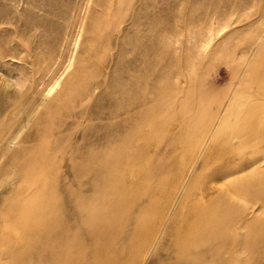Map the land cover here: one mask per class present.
I'll use <instances>...</instances> for the list:
<instances>
[{
	"label": "rangeland",
	"instance_id": "1",
	"mask_svg": "<svg viewBox=\"0 0 264 264\" xmlns=\"http://www.w3.org/2000/svg\"><path fill=\"white\" fill-rule=\"evenodd\" d=\"M257 43L230 114L212 138L205 180L231 167L221 163L227 144L244 151L235 138L261 126L248 122L264 112L248 107L264 104V0H0V245L8 249L0 264H33L32 239L18 232L24 226L38 238L67 209L75 216L118 201L131 220L111 239L118 248L107 260H133L121 245L135 246L153 222L160 228L183 159L192 157L210 113ZM117 110H130V118H85ZM126 128L141 137L121 145L115 135ZM121 146L132 151L130 164L91 202L97 178L80 169L96 162L95 150L112 148L115 156ZM257 149L238 162L262 158L264 146ZM263 179L237 197L248 212L239 228V264H264ZM217 186L231 188L228 179ZM205 190L191 184L162 239H176L187 206L203 205ZM231 225L213 226L229 240L219 250L226 261L215 264H234Z\"/></svg>",
	"mask_w": 264,
	"mask_h": 264
},
{
	"label": "bare ground",
	"instance_id": "2",
	"mask_svg": "<svg viewBox=\"0 0 264 264\" xmlns=\"http://www.w3.org/2000/svg\"><path fill=\"white\" fill-rule=\"evenodd\" d=\"M262 39L263 37H260L258 43ZM258 43L252 47L247 59L237 67L229 95L220 102L216 110L210 113L207 121L209 128H207L208 130L200 142H197L198 147L192 157L190 155L183 159L176 179L171 184L175 193L165 199L169 206H164L167 216L162 222L160 221V228L153 222L150 230L143 236L142 240L136 242L135 246L124 247L121 245L120 249H122L123 254L126 251L130 252V255L134 256L133 260L124 262L121 255L120 258L111 257L107 260L106 254L110 253L111 249L118 248V246H114L111 239L118 233L124 232L123 225L131 220V211L127 214L124 209L128 206H123L121 201L112 202L111 206H89L88 210H86L87 208L82 209L75 216L72 215L71 210L67 209L64 218L60 219V223L50 219L46 223L47 226H44L45 229H41L43 232L38 238L31 237V232L26 231L28 226H24L23 229L16 227L17 230L22 229L18 231L21 235L32 239L31 246L36 249L29 255L28 260L33 264H200L205 261L206 264H215V260L218 258L226 261V255L224 256L219 250L224 249L229 240L221 233L217 235L213 226L230 221L232 225L229 237L232 243L228 251L234 264H239L240 246L242 244L239 228L243 220L247 219L248 212L246 207L238 204L237 197L248 196L246 195L247 190L258 188V182L263 179L261 176L264 177V156L253 160L247 159L244 163L238 161L243 160L247 151L258 150L259 145L260 148L264 146V115L252 118L248 122L249 125L261 124L258 129L246 131L245 134L242 133L235 138L237 139L236 144L241 146L244 151L229 147L227 144L228 149L224 152L221 163L229 164L231 167L224 168L223 165L218 170V175L210 176L206 180L203 169L215 151L211 150L210 145L214 133L219 127L224 126L225 118L230 114L233 95L240 85ZM209 44L210 38L202 44V51L208 48ZM248 109L264 112V104L255 103ZM129 112L130 110H117L105 116L96 113L94 117L85 116V118L110 119L115 114V116L123 115L126 121L130 118ZM245 117L246 114H242L239 119ZM115 136L121 145H126L140 138L141 133L136 129L126 128L119 130ZM118 150L122 154L119 153L115 156L112 148L95 150L90 161L96 162L80 169L79 173L82 176H95L97 178L91 185V202L97 199L98 193L103 190L105 184L110 185L111 182L115 181L113 178L116 172L120 173L122 169V171L126 170L130 164L131 156H133L132 151L122 146ZM227 179L231 188L217 186ZM203 180L205 181L201 182ZM193 182H198L201 188L206 189L203 196L206 202L201 206H187V215L177 232L176 239L168 242L162 237L178 208V203L191 188ZM254 195L250 194V197L253 198ZM252 201L253 203L249 205L251 208L257 203L255 200ZM224 210H230V212L226 213ZM132 221L136 225L139 224L135 219ZM210 234L212 239L205 241V236ZM13 236L15 239L20 238L16 232ZM3 239L2 236L0 242ZM6 250L8 249L0 245V262L7 255ZM103 258L107 260L106 263L102 261Z\"/></svg>",
	"mask_w": 264,
	"mask_h": 264
}]
</instances>
